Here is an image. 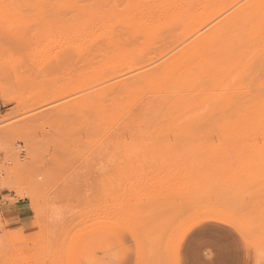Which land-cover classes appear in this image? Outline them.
<instances>
[{"label": "rangeland", "instance_id": "374dc122", "mask_svg": "<svg viewBox=\"0 0 264 264\" xmlns=\"http://www.w3.org/2000/svg\"><path fill=\"white\" fill-rule=\"evenodd\" d=\"M175 1L0 0V264H176L180 239L182 264L264 260L263 1L235 16V41L228 29L218 42L237 56L214 47L209 59L225 65L206 69L204 90L177 108L152 101L170 74L125 95H94L246 0H189V11ZM162 8L169 13L156 15ZM227 92L234 103L245 97L236 104L248 103L247 126L244 117L197 125ZM224 233L234 243L222 248Z\"/></svg>", "mask_w": 264, "mask_h": 264}, {"label": "bare ground", "instance_id": "6f19581e", "mask_svg": "<svg viewBox=\"0 0 264 264\" xmlns=\"http://www.w3.org/2000/svg\"><path fill=\"white\" fill-rule=\"evenodd\" d=\"M98 1V0H97ZM197 0H195V2H196ZM199 1V0H198ZM214 1V0H213ZM217 1H219V0H217ZM242 1V0H241ZM264 2V0H246L245 2L243 1V3L240 5V6H238L237 8H235V9H233V10H229V9H227V10H229V13H228V15H226V16H223L221 19H217V18H219L220 16V13L217 15V14H213V15H210L209 17H208V19H207V21H206V23H204L205 21H201L200 23L202 24V25H197L198 27H196L197 29H195V30H193V31H195L197 34L195 35V34H193V35H195L193 38H191L190 40H189V42H186V43H184L179 49H177V50H175L171 55H169L168 57H166L165 59H163V60H161L159 63H155L154 64V62H153V65H152V63H150V67H146V69L143 67V68H141V69H138V67H136V69H138L137 71H136V73L134 72L133 74H130L129 76H127V77H124V78H122V79H120V80H118V81H116V82H113V83H111V84H108V85H105V86H102V87H100V88H98L97 90H96V94H94V95H104V94H106V93H108V95L109 94H111V95H116V96H118V95H121V94H123V95H125V94H127L128 92L130 93V92H132V91H134L133 90V88H138L140 85L139 84H146V83H153V81H158V80H161V79H165L166 78V76L167 75H169V77L167 78V80H166V83L165 84H162V87L161 88H158V91H157V93H155V95H153V97H152V101L153 102H155V107L156 108H166V107H168V109H170L171 110V108H177V104H179L178 102H180V101H182V99H184V100H187V99H192V97H195V95H197V94H199L200 93V91L202 92V90H204V89H198V82H199V80H200V77L202 78V77H204V71L205 72H207L206 71V69L209 71H213V69H214V67H216L218 64H220L221 62V64L222 65H225V64H223V61H224V59L226 58V56H228V50H226V53H222V48L220 49L219 47H217L220 43H218L219 41H221V38L223 37V35H225L224 33L226 32V30H228V29H230V27H231V24H233V20L235 19V16L236 15H238V14H241V13H244V12H249V10L250 11H252L253 13L251 14V15H254L255 13H256V11H257V9H258V6L262 3L263 4V2ZM186 2V4H184ZM230 2V1H229ZM240 2V1H239ZM204 3V2H203ZM202 3V4H203ZM211 3V2H210ZM218 3V2H217ZM193 4H195L194 2L193 3H189V0H178V2L177 1H175V5H177V8L176 7H174V8H176V9H179V8H182L183 10H188L189 11V7L190 6H192ZM198 4V3H197ZM213 4V3H212ZM235 4V3H234ZM97 5V4H96ZM179 5V6H178ZM208 5V4H207ZM219 5V4H218ZM229 5V7H231L230 6V4H227V6ZM231 5H232V1H231ZM236 5H238V3L236 4ZM170 6V5H169ZM169 6H167V7H169ZM206 6V5H205ZM204 6V7H205ZM235 6V5H234ZM179 7V8H178ZM233 7V6H232ZM171 8H173V7H169V9H171ZM209 8V7H208ZM211 8V7H210ZM213 8V7H212ZM228 8V7H227ZM94 9V8H93ZM163 10H160L159 9V11L156 13V15L158 14L159 16H161L162 14H164V13H169V11L167 10V9H164V8H162ZM175 9V10H176ZM181 9V10H182ZM191 9V8H190ZM201 9V8H200ZM252 9V10H251ZM167 10V11H166ZM192 10V9H191ZM84 11V10H83ZM180 10H178V12H179ZM218 11V10H217ZM198 12V11H197ZM201 12V11H200ZM219 12H221V11H219ZM205 13V12H204ZM172 14V13H171ZM209 14V13H208ZM207 14V15H208ZM176 16H178V15H180V14H178L177 12H176V14H175ZM197 15V14H196ZM202 15V14H201ZM169 16V15H168ZM176 16H175V18H176ZM192 16V15H191ZM191 16H189L190 17V19H191ZM172 17V16H171ZM189 17H187V18H189ZM195 17V16H194ZM162 18V17H161ZM160 18V19H161ZM164 18V17H163ZM175 18H174V20H173V18L172 19H170V17H167V19H169V21L170 20H172V21H170L171 23L173 22V21H175ZM256 18V17H255ZM184 19V18H183ZM193 19V18H192ZM217 19V20H216ZM244 19V18H243ZM243 19H240V20H242V23H243ZM177 20V19H176ZM188 20V19H187ZM202 20V19H201ZM239 20V21H240ZM164 21H165V19H164ZM184 21V20H183ZM194 21V20H193ZM233 21V22H232ZM170 22H167L168 24L170 23ZM236 22V23H235ZM235 22H234V27H231V28H233V30L235 31V27H236V25L238 24L237 23V21L235 20ZM162 23H163V21H162ZM170 23V24H171ZM191 23V22H190ZM199 23V24H200ZM204 23V24H203ZM242 23H239V25H241ZM249 24H252V20L250 19V21H249ZM126 25V24H125ZM131 25V24H130ZM129 25V26H130ZM135 25V24H134ZM133 25V26H134ZM187 25H189V27H190V24L189 23H187ZM246 25H248V23L246 24ZM117 26V25H116ZM171 26H173V25H171ZM238 26V25H237ZM119 27V26H118ZM132 27V26H131ZM135 27V26H134ZM140 27V26H139ZM175 27V26H174ZM246 27V26H245ZM245 27H243V31L240 33V34H238L239 35V37H241V40H242V37L244 38V37H247V36H249V32H252L251 31V25H250V27L248 28H245ZM238 29H236V30H239V27H237ZM119 29V28H118ZM132 29V28H131ZM120 30V29H119ZM127 30V29H126ZM241 30V29H240ZM191 31V30H190ZM229 31V30H228ZM227 31V32H228ZM232 31V29H230V34L232 33L231 32ZM111 32H113V31H111ZM119 32V31H118ZM117 32V33H118ZM121 32V31H120ZM189 32V31H188ZM236 32V31H235ZM234 32V34L236 35L237 33H238V31H237V33H235ZM113 34V33H112ZM191 34H192V32H191ZM229 34V35H230ZM116 36L115 37H117L118 36V34H115ZM192 35V36H193ZM228 35V34H227ZM234 35L233 34H231L230 35V39H233L234 40V37H233ZM101 37V36H100ZM112 37H114L113 35H112ZM191 37V36H190ZM227 37V38H228ZM224 38V37H223ZM188 39V38H187ZM123 40V39H122ZM224 39H222V41H223ZM183 41V40H182ZM187 41V40H186ZM235 41V40H234ZM233 41V42H234ZM240 41V38L238 39V41H236V42H239ZM183 42H185V41H183ZM235 42V43H236ZM117 43V42H116ZM178 43V42H177ZM176 42H175V44H174V46L177 44ZM180 43V42H179ZM224 43H225V40H224ZM230 43V42H229ZM118 44V43H117ZM140 44V43H139ZM222 44H223V42H222ZM228 44V43H227ZM226 43H225V45H227ZM230 44H232V43H230ZM103 45V44H102ZM224 45V44H223ZM224 45V46H225ZM229 45V44H228ZM108 46V45H107ZM114 46V45H113ZM174 46H173V48H174ZM222 46V45H221ZM103 47V46H102ZM105 47V46H104ZM131 47V46H130ZM217 47V48H219V49H217V51H218V53L219 52H221L222 54H224V56H225V58H223V60L221 59V56H216V57H218V60L219 61H216V63H217V65H216V63L214 62L215 60L213 59H209L210 58V55H215V52H216V50H215V48ZM236 47V46H235ZM97 48V47H96ZM133 48V47H132ZM172 48V47H171ZM123 49V48H122ZM121 49V50H122ZM231 49H233V48H231ZM230 49V50H231ZM130 50V49H129ZM229 50V51H230ZM123 51V50H122ZM121 52V51H120ZM167 52V51H166ZM220 53V54H221ZM233 54H230L229 53V56H237L236 54H234V52H232ZM235 53H236V51H235ZM238 53V52H237ZM63 54V53H62ZM169 54V53H168ZM167 54V55H168ZM228 56V57H229ZM228 57H227V59H228ZM234 57H232V59H233ZM216 59V58H215ZM225 60L226 62L227 61H230V60ZM229 59H230V57H229ZM140 60V59H139ZM149 60V59H148ZM154 60V59H153ZM160 60V59H159ZM222 60V61H221ZM219 62V63H218ZM145 64H147V63H145ZM221 64L219 65L220 67H222L223 68V66H221ZM237 64H240V65H242L241 67H245L244 65L245 64H243L242 62H241V60H240V62L238 61L237 62ZM152 65V66H151ZM142 66H144V64L142 65ZM218 67V66H217ZM140 68V67H139ZM222 68H221V70H222ZM227 68V67H226ZM225 67H224V69H226ZM232 68V67H231ZM230 68V69H231ZM217 69V68H216ZM219 69V68H218ZM230 69H227L228 70V73H229V70ZM131 70V69H130ZM129 70V71H130ZM221 70H218V72L216 71L215 72V75H214V78L215 77H217V75H216V73H218V74H220V71ZM223 71V70H222ZM225 71V70H224ZM223 71V72H224ZM242 71V70H241ZM131 72V71H130ZM127 73V72H126ZM203 73V74H202ZM222 73V72H221ZM227 73V72H226ZM202 74V75H201ZM122 75V74H121ZM120 75V76H121ZM118 76V75H117ZM125 76V75H124ZM224 76V75H223ZM226 76V75H225ZM232 76H233V74H232ZM213 77V76H212ZM212 77H211V79L210 80H212ZM226 78V77H225ZM207 79H208V77H207ZM230 78H228V79H226L227 81L229 80ZM226 80L224 79V81L226 82ZM235 80V79H234ZM241 80V79H240ZM112 81V80H111ZM110 81V82H111ZM129 81H130V83H129ZM203 81H206V79H204ZM216 81V80H215ZM223 81V82H224ZM230 81V80H229ZM228 81V82H229ZM233 81V80H232ZM238 82H240V81H238ZM237 82V83H238ZM133 83V84H132ZM209 82L207 81V84H208ZM218 83V82H217ZM221 83V82H220ZM241 83V82H240ZM210 84V83H209ZM212 84V83H211ZM216 84V83H215ZM199 85H200V83H199ZM218 85V84H217ZM236 85V83L234 84V86ZM238 85V84H237ZM203 86H204V84H203ZM206 86V85H205ZM216 86V85H215ZM226 86V85H225ZM199 87H201V86H199ZM217 87V86H216ZM236 87V86H235ZM202 88V87H201ZM215 88V87H214ZM213 88V89H214ZM217 88H220V86L219 87H217ZM227 88V87H226ZM240 88V87H239ZM231 89V88H230ZM132 90V91H131ZM206 90V89H205ZM227 90H229V89H227ZM232 90V89H231ZM155 91V90H154ZM230 91V90H229ZM233 91V90H232ZM205 92V91H204ZM179 93H181L180 95H181V97H179V98H175V97H177V95ZM154 94V93H153ZM188 94V95H187ZM213 94V93H212ZM211 94V95H212ZM179 95V96H180ZM90 96V95H89ZM175 96V97H174ZM246 96V95H245ZM87 97V96H86ZM244 97V96H243ZM240 98V99H244V98ZM187 98V99H186ZM212 98H214V96L212 97ZM239 99V100H240ZM206 100V99H205ZM239 100H237L236 102H239ZM211 101H213L212 99H211ZM182 102H184V101H182ZM197 102V101H196ZM232 102V103H231ZM236 102L234 103V99H233V96H231V93H224V94H222L221 93V95H220V93H219V96L215 99V101H213V103H211V104H209V102H207L209 105H208V107L205 105V107H206V109H204V108H202V109H204L203 111H204V113L203 114H199L198 113V118L197 117H195L196 118V124L197 125H207V123H209V125L211 124H213V123H215V122H220L218 119H223V118H228V119H226L224 122H225V124H227V126H230L232 123H235L236 121H234V120H232L233 118H237V117H244V119H243V121H242V123L241 122H238L240 125H241V127L243 128V126L244 125H246L247 124V121L245 120V117H246V114H249V106L247 105L246 106V104H248V103H244V104H242V106H241V104H239V103H237V104H239V106H241V108H239V107H237L236 108V106H238L237 104H236ZM191 103V102H190ZM236 105H234V104ZM152 104H154V103H152ZM185 104V103H184ZM184 104H183V106H184ZM187 104V103H186ZM233 104V105H232ZM150 105V104H149ZM231 105L234 107L235 106V109H230V107H231ZM243 105L245 106V107H243ZM153 106V105H152ZM151 106V107H152ZM178 106H180V105H178ZM186 106V105H185ZM200 106V105H199ZM203 106V105H202ZM198 108V107H197ZM154 109V108H153ZM202 109H200V110H202ZM132 110V109H131ZM156 109H154V111H155ZM200 110H198V111H200ZM175 111V110H174ZM202 112V111H201ZM131 115V114H130ZM247 119V118H246ZM255 119V118H254ZM248 120V119H247ZM184 121V120H183ZM185 121H187L186 119H185ZM229 121V122H228ZM251 121V120H250ZM249 121V122H250ZM254 121V120H253ZM252 121V122H253ZM256 121V120H255ZM257 122V121H256ZM191 122H189V124H190ZM194 123V122H193ZM192 123V124H193ZM236 124V123H235ZM250 124V123H249ZM247 126V125H246ZM217 127V126H216ZM31 192V191H30ZM30 192L28 193V194H30ZM32 193V192H31ZM31 195V194H30ZM30 195H29V197H30ZM230 204V203H229ZM226 206V205H225ZM36 212H37V210H36ZM39 213V212H38ZM35 214V213H34ZM36 215V214H35ZM38 216H40V215H38ZM37 217V216H36ZM35 217V218H36ZM144 218V217H143ZM141 219V218H140ZM38 222V221H37ZM41 224V223H40ZM38 226V225H37ZM40 226V225H39ZM150 229V228H149ZM29 232H31V234L30 235H33V234H35V232L34 231H32V230H29ZM33 232V233H32ZM37 232V231H36ZM262 232V231H261ZM152 239V238H151ZM148 240L149 242H154L153 240L154 239H152V240ZM258 239V238H257ZM149 242H148V244H149ZM154 244H155V242H154ZM158 245V244H157ZM155 247V246H154ZM264 259V258H263ZM258 263H260V262H258Z\"/></svg>", "mask_w": 264, "mask_h": 264}, {"label": "crops", "instance_id": "0c3cea01", "mask_svg": "<svg viewBox=\"0 0 264 264\" xmlns=\"http://www.w3.org/2000/svg\"><path fill=\"white\" fill-rule=\"evenodd\" d=\"M9 213H11V212H9ZM117 218L118 217H116V218L113 217V219H115L118 222H120L119 219H117ZM120 223L124 224L123 222H120ZM9 230L10 231H16V230H18V226L16 224H13V225L10 226ZM184 253H186L185 246H184V240L180 239L177 242V246H176V250H175V259H176L175 262H176V264H182L183 263V261L185 259V254ZM138 258H139V255H138Z\"/></svg>", "mask_w": 264, "mask_h": 264}, {"label": "snow or ice", "instance_id": "6c2138e0", "mask_svg": "<svg viewBox=\"0 0 264 264\" xmlns=\"http://www.w3.org/2000/svg\"><path fill=\"white\" fill-rule=\"evenodd\" d=\"M206 227H210V226H206ZM218 243L222 248L228 247L234 243V238L230 234L224 233L222 234ZM261 264H264V260L261 261Z\"/></svg>", "mask_w": 264, "mask_h": 264}]
</instances>
